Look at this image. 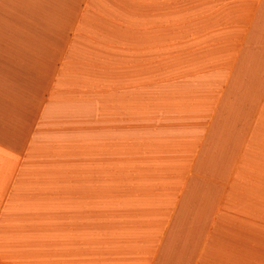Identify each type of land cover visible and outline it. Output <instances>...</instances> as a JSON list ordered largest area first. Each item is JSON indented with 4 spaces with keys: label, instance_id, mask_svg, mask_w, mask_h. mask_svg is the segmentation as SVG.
Here are the masks:
<instances>
[{
    "label": "crops",
    "instance_id": "crops-1",
    "mask_svg": "<svg viewBox=\"0 0 264 264\" xmlns=\"http://www.w3.org/2000/svg\"><path fill=\"white\" fill-rule=\"evenodd\" d=\"M162 31L187 63L164 107L178 113L126 184L114 55L140 60ZM259 179L264 0H0V264H264Z\"/></svg>",
    "mask_w": 264,
    "mask_h": 264
},
{
    "label": "rangeland",
    "instance_id": "rangeland-1",
    "mask_svg": "<svg viewBox=\"0 0 264 264\" xmlns=\"http://www.w3.org/2000/svg\"><path fill=\"white\" fill-rule=\"evenodd\" d=\"M171 41L169 40V31H162L158 44H155L153 37L147 35V42L145 47L139 55L140 60H136L138 56L137 48H131L130 61L121 62L118 55H114V89L121 90L124 88V94L121 96L115 95V98L123 97L124 102L129 104V120L124 121V125L129 127L130 139L129 143L124 144L127 146V155H129V166L126 170V184L132 181V171L137 170L138 156L148 154L153 146L154 141V124L155 121L162 126L163 123L168 124L169 115L173 116L178 113L176 110H167L166 103H169V91L171 87H178V82L182 77V72L187 66L185 60H182L178 54L179 51H174L175 48L170 47ZM174 51L173 53L171 52ZM174 56V59L172 57ZM123 73V75H122ZM184 75V74H183ZM185 79V75H184ZM172 84V85H171ZM140 91V95L139 92ZM117 101L115 100V104ZM121 103V102H120ZM142 105V109L138 110V104ZM121 113L115 110L116 114ZM118 119V117L116 118ZM139 119L141 120V134L144 135L141 140H137ZM169 131L166 127H162ZM117 128H115L116 130ZM119 133L115 132V136ZM118 137H115L113 143L108 144V156L113 157V166L110 171V182L114 186L111 192L113 198L122 197V184L123 170L121 168V147L122 143L118 142ZM97 179L99 184L106 182V172L104 165L99 160ZM259 187L264 188V180L258 183ZM132 192L127 189V197ZM106 192L99 191L98 198H105ZM259 205V203H258ZM248 207L243 208V219H245ZM259 220L262 222L258 225H264V206L257 208ZM246 214V215H245ZM245 225L248 222L245 221Z\"/></svg>",
    "mask_w": 264,
    "mask_h": 264
}]
</instances>
